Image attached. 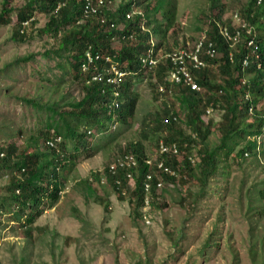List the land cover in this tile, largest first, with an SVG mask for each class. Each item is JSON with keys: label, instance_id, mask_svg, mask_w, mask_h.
I'll use <instances>...</instances> for the list:
<instances>
[{"label": "trees", "instance_id": "1", "mask_svg": "<svg viewBox=\"0 0 264 264\" xmlns=\"http://www.w3.org/2000/svg\"><path fill=\"white\" fill-rule=\"evenodd\" d=\"M91 1L95 4L96 0ZM209 1L213 12L219 6L216 0ZM12 2L1 0L0 26L11 24L14 15L10 39L16 43L41 39L42 36L46 40L51 39L55 46L45 49L43 55L50 60L52 53L65 60V64L57 63L55 67L66 69L68 79L64 81L70 88L77 89L79 95L77 100L61 105L58 100L40 102L38 96L17 97L22 105L48 114L44 130H40L38 136H29L23 146L12 142L9 132H6L8 142L4 141L5 124L0 119V179L5 181L0 187V214L7 213L10 221L20 223V231L27 240L32 239V224L43 214L42 208L51 209L60 200L63 173L68 171L66 161L73 163L75 159L72 153L82 149L93 155L103 149V146L97 148L88 141L91 132L106 135L110 138L108 141L114 142L116 135L111 137V133L114 134L109 133L111 127L115 124L129 126L137 104L135 83L144 73L152 87L154 83L150 84V81L154 79L158 95L175 90L170 103L162 104V109L153 114H146L148 120L141 123L144 128L150 123L155 133H162V138H158L155 144V151L162 143L175 145L177 154L159 155L157 151L150 157L141 141H129L117 146L112 161L89 179L90 182L102 181L101 184L109 186L119 200L127 198L135 218H141L140 209L145 206V198L152 208L165 207L156 201L161 197L156 188L158 182L162 187L196 184L199 188L196 194L201 196L208 181L221 169L220 164L223 165L221 176L226 177V163L231 156L240 160L244 156L262 153L257 139L264 134V0H246L247 4L239 16L245 28L233 27L231 18L223 19V5L215 16L210 12L208 26L201 31L203 39L199 53V59L206 66L193 70L187 64L200 92L190 90L183 83L174 84L166 80L168 72L174 69L168 58L152 68L143 67L141 63L150 48L154 53L174 51L168 38L175 37L176 33L173 27L177 0H126L116 6L111 0H105L104 6L95 14L84 13L86 0H24L20 7L12 6ZM132 9L140 11L142 16L132 14L126 18ZM158 14L162 15L160 20L156 18ZM37 16L44 17L39 28ZM220 29L230 34L238 29L239 41L230 44ZM248 29L251 30L249 34ZM153 39L155 44L151 43ZM115 41L118 46L114 45ZM248 41H252V45H247ZM208 45L215 52L212 58L205 54ZM86 53L97 54L100 59L83 72L81 65L86 61ZM33 58L32 55L20 56L4 63L0 67V81L10 75L12 69ZM106 58L109 62L104 61ZM110 66L123 75L119 80L113 81L115 78L109 71ZM44 73H48L47 70ZM94 74L99 75L98 79L92 80ZM58 83L55 80L52 87ZM209 109L220 112L219 121L204 120L203 116ZM142 133L144 136L148 134L144 129ZM17 134H21L20 130ZM213 134L218 135V142L209 148L208 139ZM57 138L59 140L55 141ZM40 141L44 143L42 148ZM47 142H52L53 147ZM128 154L134 156L137 166L133 169L116 166L114 173H110L109 166L116 165L117 160ZM152 157L169 167L174 176L147 165L145 161ZM149 172L152 176L149 193H146L143 182ZM127 173H130L132 186ZM90 182L86 180L84 186L88 190L87 195L94 196ZM259 193L264 199V190ZM125 194L126 198L123 197ZM187 196L181 195L180 201L183 203L185 198L189 199ZM250 251L253 256L254 252ZM26 262L27 259H21V263Z\"/></svg>", "mask_w": 264, "mask_h": 264}, {"label": "rangeland", "instance_id": "2", "mask_svg": "<svg viewBox=\"0 0 264 264\" xmlns=\"http://www.w3.org/2000/svg\"><path fill=\"white\" fill-rule=\"evenodd\" d=\"M216 1L217 6L223 5V19L231 18V25H237L232 15L241 16L246 0ZM23 4L24 0L12 2L17 7ZM210 4L209 0H177L173 27L176 33L168 38L171 48L176 50L185 41L191 44L200 37L208 26ZM218 8L213 10V16ZM161 16L158 14L156 18L160 20ZM36 19L39 28L44 17ZM11 21L0 26V67L15 57L34 58L12 69L0 81V119L5 124L4 141L8 142L6 132H9L10 140L23 146L29 136H38L44 130L48 114L22 105L17 97L38 96L40 102L58 100L61 105L77 100L79 95L77 89L64 81L68 79L66 69L55 67L57 63L65 64V60L52 53L50 60L43 55L45 49L54 48L53 41L42 36L16 43L10 39L14 15ZM114 45L118 46V42ZM46 70L48 73H44ZM147 77L144 73L135 83L137 104L129 126L111 127L109 133L114 132L111 137L116 135L114 142L108 141L106 135L91 132L88 141L103 149L93 155L79 149L72 153L73 163L66 161L68 171L63 173L60 200L51 209L42 208L43 214L32 224V239L22 235L20 223L10 221L7 213L0 214V264H24L22 258L27 259L26 264H264V199L259 193L264 190V134L257 139L262 153L240 160L231 156L226 163V177L221 176L220 164L221 169L208 181L203 195L196 194L199 190L196 184L163 186L156 201L165 207L145 205L140 209L139 219L133 215L127 193L123 195L126 199L119 200L109 186L89 181L112 161L115 148L124 143L141 141L150 157L155 154V144L162 133H155L150 123L144 128L141 122L161 110L162 104L170 103L175 90L158 95L154 79L150 81L154 83L152 87ZM55 80L59 83L52 87ZM7 87L9 90H5ZM203 118L217 122L220 112L209 109ZM143 129L148 133L147 139ZM18 130L21 134H17ZM40 142L42 148L44 143ZM217 142L218 135L213 134L208 147ZM86 180L91 183L94 196L87 195ZM4 184V179H0V187ZM181 195L189 199L182 203Z\"/></svg>", "mask_w": 264, "mask_h": 264}, {"label": "built area", "instance_id": "3", "mask_svg": "<svg viewBox=\"0 0 264 264\" xmlns=\"http://www.w3.org/2000/svg\"><path fill=\"white\" fill-rule=\"evenodd\" d=\"M104 1L105 0H96L95 4H93L91 0H86L85 7H84V13L85 14H95L97 10L101 9L104 6ZM124 1L126 0H111V3H113L114 6H116L117 3L124 2ZM132 14H139L142 16L140 11H136L132 9L131 12L127 13L125 17L129 18ZM232 17H233V20L238 23L237 25L234 26L235 28L237 27L245 28L246 27V25L240 19L238 14H233ZM220 30H221V34L230 44L234 45L239 41L240 31L238 29H236L233 32V34H230L225 29L223 30L220 29ZM250 32L251 30L248 29L247 33L249 34ZM202 39H203V35L199 40L191 44H189L188 42H185L184 45L181 46V48H178L172 51V53H161V52L154 53L153 49L150 48L147 51V54L145 55V57L141 59V63L143 67L152 68L157 64V62L164 60L165 58H168L171 61L174 69L168 72L166 80L174 84L183 83L185 86L189 87L190 90L200 92L199 86L193 81V78L190 74V70H188V65L191 67L190 69H193V70H199L206 66L205 63L199 59V53L201 52V49H202ZM247 45H252V41H248ZM205 54L207 57H210V58L215 56V52L211 48L210 45H208V47L206 48ZM85 59H86L85 63L81 65L83 72L84 71L86 72L88 69H90L91 66L100 59V56L97 54L92 56L89 53H86ZM104 61L109 62L107 58L104 59ZM109 71L113 72L114 74L115 79H113V81L119 80L123 76L121 73L117 72L113 66H110ZM98 77L99 75H95L92 78V80H96L98 79ZM58 140H59L58 138L55 139V141H58ZM47 144L50 147H53L52 142H47ZM157 151H155V153L157 152V154L159 155H163V154L176 155L178 152L177 147L175 145L165 146L162 143H159ZM145 163L152 167L155 166L157 171H160L164 174L174 176V172H172L169 167L165 166L162 161H157L155 157L154 158L152 157V159L150 160H146ZM116 166L120 168L126 167V168L133 169L137 166V162L132 154H128L124 156V158L117 160L116 165L112 164L109 166L110 173H114ZM126 176L128 179L131 178L130 173H127ZM151 176H152V173L149 172L144 177L145 181L143 182V190L146 193H149V190H150L149 181L151 179ZM129 183H132L131 179ZM161 187H162L161 183L158 182L156 184V188L160 189ZM144 204L145 205L148 204V198H145Z\"/></svg>", "mask_w": 264, "mask_h": 264}, {"label": "bare ground", "instance_id": "4", "mask_svg": "<svg viewBox=\"0 0 264 264\" xmlns=\"http://www.w3.org/2000/svg\"><path fill=\"white\" fill-rule=\"evenodd\" d=\"M201 37H202V34H201V35H200V37H199V38H197L196 40H199Z\"/></svg>", "mask_w": 264, "mask_h": 264}]
</instances>
